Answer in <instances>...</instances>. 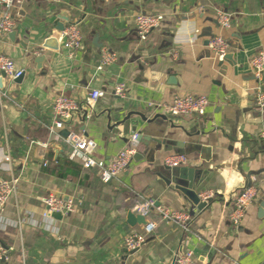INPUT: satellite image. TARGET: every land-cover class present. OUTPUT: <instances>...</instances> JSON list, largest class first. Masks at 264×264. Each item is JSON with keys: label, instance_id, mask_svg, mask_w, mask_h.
Masks as SVG:
<instances>
[{"label": "crops", "instance_id": "1", "mask_svg": "<svg viewBox=\"0 0 264 264\" xmlns=\"http://www.w3.org/2000/svg\"><path fill=\"white\" fill-rule=\"evenodd\" d=\"M138 12L164 15L144 41L134 27ZM218 12L229 14V28L218 24ZM59 16L82 32V46L72 53L60 45L41 47L57 33ZM13 20L15 36H0V54L24 73L20 82L5 75L0 87V176L18 179L15 195L0 210V241L8 250L0 264H175V253L187 249L196 264H264V217L256 202L264 194V109L254 102L264 72L256 76L251 65L264 49V0H21ZM213 35L227 40L232 63L218 66L205 44ZM103 47L117 59L99 69ZM39 50L41 65L34 54ZM116 83H124L125 98L112 94ZM90 88L106 92L86 117ZM60 93L80 105L67 129L96 142L101 165L127 144L135 122L139 141L182 142L187 166L207 169L197 190L219 193L198 210L166 185L163 159L175 151L162 147L152 162L132 159L116 177L100 165L83 169L68 158L61 130L49 136L52 102ZM185 93L207 97L202 116H170L149 105ZM137 150L146 149L139 143ZM248 186L257 198L233 226L231 202ZM49 193L71 200L74 211L43 217L42 198ZM147 199L187 211L190 220L183 225L153 210L154 230L127 255L123 238L142 226L126 227V212Z\"/></svg>", "mask_w": 264, "mask_h": 264}, {"label": "built area", "instance_id": "2", "mask_svg": "<svg viewBox=\"0 0 264 264\" xmlns=\"http://www.w3.org/2000/svg\"><path fill=\"white\" fill-rule=\"evenodd\" d=\"M21 0H0V7L2 8L0 16V36L7 35L13 30L15 25L11 12L20 4ZM164 15L162 13H145L138 12L134 16V27L140 41L147 39L152 30L157 28ZM218 24L227 29L230 27V16L225 12H218L216 16ZM57 43L70 53L79 49L82 46L83 35L78 23L69 22L61 31L55 34ZM208 48L214 58L222 59L228 51L227 40L222 35H213L209 38ZM35 55H41V50L34 52ZM117 55L106 47H103L99 56V69H104L111 63L116 61ZM251 65L255 69L254 74L260 76L264 72V49L257 52L251 59ZM3 72L6 76L14 79L23 74V69L18 68L14 61L4 54H0V76ZM105 90L100 88H90L85 97V105L87 109L84 115L87 117L89 111L92 109L96 101L105 94ZM114 96L125 98L126 87L124 83H116L112 88ZM254 102L259 109H264V88H256L254 93ZM208 104V99L205 95H195L192 93H185L182 95H175L169 102L150 103L153 110H157L163 114L170 116H202L205 113ZM80 105L69 95L60 93L54 97L51 106V117L48 125L50 137L57 136L62 129H67L68 123L72 116L78 112ZM259 137L264 138V128L259 132ZM69 146L68 158L77 161L83 169H91L100 165L103 171L109 177H116L124 172L134 154L137 152L139 146V133L133 131L128 139L127 144L119 150L115 156L109 159L104 165H101L95 155L97 147L96 142L79 132H68L64 138ZM8 161V158H6ZM46 164V162H44ZM163 164L168 167L186 166L188 158L185 154H168L163 159ZM18 179L16 177H2L0 176V210L4 207L8 199L15 195L17 191ZM219 191L213 189H206L199 191L198 197L200 201L208 203ZM258 195L257 189L253 186L244 187L239 190L229 209L228 217L233 226H238L247 210V208L256 200ZM44 210L43 217H50L52 212H62L63 214L71 213L75 207L71 200L64 199L61 196L49 193L42 198ZM156 210L165 220L174 221L186 225L190 220V214L187 211L167 210L155 205L153 199H147L136 206L133 211L140 213L146 218L145 225L142 226L141 231H134L128 233L123 238V249L125 254L138 250L145 242L146 238L152 233L155 228V223L150 221V213ZM7 248H5L0 241V261L6 257ZM175 264H196L193 258L192 250H181L174 255ZM220 264V263H216ZM226 264H232L228 262Z\"/></svg>", "mask_w": 264, "mask_h": 264}, {"label": "water", "instance_id": "3", "mask_svg": "<svg viewBox=\"0 0 264 264\" xmlns=\"http://www.w3.org/2000/svg\"><path fill=\"white\" fill-rule=\"evenodd\" d=\"M16 8L12 9L11 16L13 17V13ZM61 21L56 22L55 24V30L56 31H61L64 28V23L62 22L63 20H67L66 17L59 16ZM8 36L13 39L15 36V31H11L8 33ZM96 38V37H95ZM209 40L205 41V44H208ZM232 45V44H231ZM235 47V45H232ZM41 47L43 48H50L53 50L58 49L59 44L57 43V39L55 35H49L47 36ZM209 55V54H208ZM233 57V54L231 53H225V55L222 57V59L217 60L218 66H222L223 62H228L232 63L231 59ZM44 56L39 55L35 58L36 62H39L41 65V62L43 61ZM234 64V62H233ZM255 72V69H253ZM24 73V72H23ZM5 77V74L1 72V77H0V87L2 86V78ZM23 77V74L20 75L19 77H16L13 79L14 82H20ZM132 112H128L125 115V119H127ZM85 116V115H84ZM144 120H147L145 117L142 116ZM149 122V120H147ZM134 126L132 127V130H136L135 122H132ZM69 130L68 129H62L60 131V134L62 135L63 138H65L68 134ZM167 139L164 138L162 140H159L158 138H154L153 140H150L148 136H143V138L140 140V143L145 147L146 150L144 151H138L134 154L133 159L135 160H141L145 158L148 162H152L154 158V153L156 149H161L162 150H174L175 153L178 154H185V149H184V144L182 142H176L173 141L171 142V145L168 146L166 145ZM174 146V147H173ZM190 146L192 147H197L195 144L190 143ZM163 170L160 173L161 177L163 178L164 182L166 185L171 186L172 189L179 191L182 193L191 203L192 205L197 208L198 210H202L205 208L207 203L200 201L198 197L199 191L197 190L201 182L203 181V178L205 177V174H207V169H203L200 167H195V166H177V167H168L163 165ZM257 204H258V216L259 217H264V194H262L258 199H257ZM155 205H158L157 202H155ZM62 212H52L51 216L55 218H61L62 217ZM125 223L126 227H134V226H143L146 223V218L141 215L140 213L134 212L133 210L129 209L126 212L125 215ZM4 258L2 259V261Z\"/></svg>", "mask_w": 264, "mask_h": 264}, {"label": "trees", "instance_id": "4", "mask_svg": "<svg viewBox=\"0 0 264 264\" xmlns=\"http://www.w3.org/2000/svg\"><path fill=\"white\" fill-rule=\"evenodd\" d=\"M66 162H69V163H70V161H69V160H66Z\"/></svg>", "mask_w": 264, "mask_h": 264}]
</instances>
